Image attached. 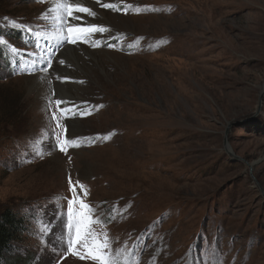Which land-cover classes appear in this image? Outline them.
<instances>
[{
    "label": "rangeland",
    "instance_id": "obj_1",
    "mask_svg": "<svg viewBox=\"0 0 264 264\" xmlns=\"http://www.w3.org/2000/svg\"><path fill=\"white\" fill-rule=\"evenodd\" d=\"M0 49V264H98L74 198L118 264H264V0H0Z\"/></svg>",
    "mask_w": 264,
    "mask_h": 264
},
{
    "label": "snow or ice",
    "instance_id": "obj_2",
    "mask_svg": "<svg viewBox=\"0 0 264 264\" xmlns=\"http://www.w3.org/2000/svg\"><path fill=\"white\" fill-rule=\"evenodd\" d=\"M99 3V0H97ZM103 7L109 8L112 5L104 4ZM67 16L73 17L75 12L88 13L89 15H94L89 8L82 7L79 5L67 4L65 6ZM75 19H79V17H75ZM98 29L95 25H92L87 28H82L79 26L69 27L68 32L70 33L69 42L76 43L75 35L71 34H79L84 32H95ZM51 59H49L48 64L51 66ZM60 64H64L63 60L59 61ZM61 100L57 99L56 104L60 105ZM69 144L75 145L74 140H64L59 143V149L62 152L67 150V146ZM83 188V185H81ZM75 189L73 188V191ZM79 204L78 210L74 211V205ZM91 209L88 204L83 201H78L76 198L68 201V221H69V229L74 228V238L71 236L68 241V248L71 251L73 246L77 243L81 244L86 251V254L94 261H97L98 264H118V261L113 259L108 251L109 248L108 240L104 239L102 242L97 238L96 233L91 229L90 225L94 223L93 219L89 215ZM107 222V221H105ZM83 258V256H81Z\"/></svg>",
    "mask_w": 264,
    "mask_h": 264
},
{
    "label": "trees",
    "instance_id": "obj_3",
    "mask_svg": "<svg viewBox=\"0 0 264 264\" xmlns=\"http://www.w3.org/2000/svg\"><path fill=\"white\" fill-rule=\"evenodd\" d=\"M6 59V52L0 49V66L2 65V61L6 69L13 71L15 69L14 65ZM27 231L28 227L26 226L25 218L15 209L8 207L0 212V260L7 254L12 253L13 244L21 241ZM22 259L23 258H19V261ZM14 261L15 260L8 264H12ZM16 263L17 262H15V264ZM24 263L22 262V264Z\"/></svg>",
    "mask_w": 264,
    "mask_h": 264
},
{
    "label": "bare ground",
    "instance_id": "obj_4",
    "mask_svg": "<svg viewBox=\"0 0 264 264\" xmlns=\"http://www.w3.org/2000/svg\"><path fill=\"white\" fill-rule=\"evenodd\" d=\"M56 4V3H55ZM77 15V14H76ZM97 15V14H96ZM100 15V14H99ZM81 17V16H80ZM97 19V18H96ZM73 49H71L70 50V52L69 51H67V52H65V58H68V60H72V59H76V57L74 56L75 54H73ZM64 55V54H63ZM62 58V57H61ZM75 86V88L73 89V85H69V88H70V94H69V96L70 97H74L73 99H78L79 101H83L84 100V98H83V96H82V92L81 91H79V86L78 85H74ZM75 95V96H74ZM69 100H71V99H69ZM74 102V101H73ZM76 103V102H75ZM71 108H73V107H71ZM69 109V108H68ZM77 129V131H78V133H79V128L77 127L76 128Z\"/></svg>",
    "mask_w": 264,
    "mask_h": 264
}]
</instances>
